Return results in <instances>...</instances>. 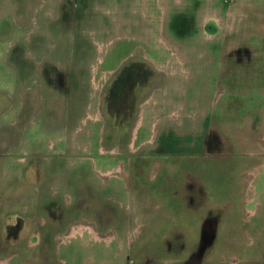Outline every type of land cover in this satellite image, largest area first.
<instances>
[{
	"label": "rangeland",
	"instance_id": "374dc122",
	"mask_svg": "<svg viewBox=\"0 0 264 264\" xmlns=\"http://www.w3.org/2000/svg\"><path fill=\"white\" fill-rule=\"evenodd\" d=\"M0 264H264V0H0Z\"/></svg>",
	"mask_w": 264,
	"mask_h": 264
}]
</instances>
